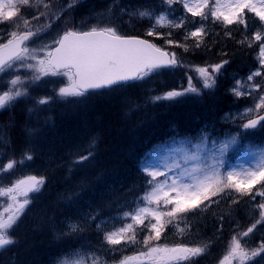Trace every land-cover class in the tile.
<instances>
[{
    "label": "snow or ice",
    "instance_id": "obj_1",
    "mask_svg": "<svg viewBox=\"0 0 264 264\" xmlns=\"http://www.w3.org/2000/svg\"><path fill=\"white\" fill-rule=\"evenodd\" d=\"M78 2L79 0H68L65 5L59 0L56 3L53 0H0V23L20 18L21 8L24 6L35 7L38 15L32 19L39 21L43 17L45 21L33 28L30 21L23 18L24 31H12L11 38L6 43H0V82L6 84V89L0 91V111H5L21 98L28 97L30 88L45 77L66 78L67 83L55 90L56 97L64 100L68 97H86L98 90L123 88L129 82L143 80L161 69L185 67L197 74L195 78L188 75V87L155 96L153 102L161 99L173 100L188 93L201 95L202 89L193 83L194 79L202 83L203 89H214L221 69L229 63L223 60L204 66L187 65L175 52H170L148 39L122 35L117 26L110 22L104 23L103 19L88 30L70 26L71 19H65V30L62 34L58 33L51 42L33 46L35 38L47 32L53 21L60 20L66 13L70 17L68 10ZM118 3L119 0H114L113 5L109 6V16ZM163 3L168 8L159 14L149 8L130 13L123 8L120 11L129 16H138L142 20L147 19L150 22L145 33L147 37L163 38L165 44L188 51L189 46L186 43L169 39L173 35L172 31H158L160 28H181L188 23L186 17H176L173 4H182L187 13L192 17H200L201 21H206L211 16L214 22H222L226 29L229 25L242 24L247 30V10L261 24L251 40H262L264 0H215L214 3H210V0H163ZM100 16L103 18L105 13ZM207 34L204 24L201 23L195 31L186 30L184 39L196 38L195 47L199 48L203 43V36ZM225 34L230 36L231 31H226ZM245 42H248L247 35L240 43ZM252 46L248 42V47ZM258 61L260 67L248 75L247 81L236 80L231 91L237 98L252 96L254 92L264 89V83L255 81L256 77L264 76V42L259 44ZM21 69L25 75L20 74ZM5 76L8 77L7 80L4 79ZM56 97H40L36 100V105L49 104ZM254 99L257 100L254 107H247L235 116L226 115V120L246 121L241 125L245 132L258 126L264 127V114H261L264 109V94ZM33 110L29 109L30 112ZM4 131L0 128V142L4 141ZM241 140L240 133L215 138L204 132L195 138H172L154 146L146 154L140 168L151 179L147 181L148 187L136 201L135 207L114 218L111 230L108 229L106 221L96 223L97 230L104 232V240L110 246L120 245L122 242L139 244L140 234L145 233L143 249L135 256L125 257L120 264H189L194 258L203 255L209 248L208 243L192 246L177 244L170 247L152 242L160 240L163 229L169 224L176 227L179 234H184L189 226L187 213L208 210L211 204L219 203L214 197H221L229 191H235L240 196H250L252 200L261 197L257 204L260 215L246 231L232 236L219 264H246L264 253V241L256 248H249L243 239L253 233L257 225L264 223V146L255 150L251 147L245 148L252 157L246 166L227 165L226 155L230 149L239 146ZM95 147L96 140L93 138L86 154H80L73 164L91 159ZM32 159L31 151L25 150L19 161L12 159L0 165V198H6V201H0V208L3 209L0 210V250L16 243L11 232L32 203L33 196L30 194L39 193L45 184V177L27 175L7 185L3 182V175L13 170L17 164L23 165L25 161ZM256 185H260V188L253 191ZM232 203L237 204L239 200L233 198ZM228 214H231V209ZM84 219L85 224L70 223L69 230L73 233L82 231L85 226H90L89 221H96V215L89 213ZM128 219L132 223H127ZM115 221L122 222V226L116 227ZM89 255L92 264H105L102 255L95 251L89 254L84 250L73 253V259L66 258L61 264H85Z\"/></svg>",
    "mask_w": 264,
    "mask_h": 264
},
{
    "label": "trees",
    "instance_id": "obj_2",
    "mask_svg": "<svg viewBox=\"0 0 264 264\" xmlns=\"http://www.w3.org/2000/svg\"><path fill=\"white\" fill-rule=\"evenodd\" d=\"M140 1L142 0H119L120 4L115 6V10L119 12L121 8L127 7L135 11L154 4L152 0H145V5L141 7ZM56 2L57 0H53V3ZM59 2L66 5L68 0ZM92 3L94 0L85 3L79 0L75 7L68 10L70 17L66 13L60 20L53 21L52 27L41 35L50 33L52 29L62 33L65 30L64 21L68 18L72 21L70 26H75L81 14L79 20L88 14L85 8ZM111 3L114 2L109 4ZM108 8L109 5H106L98 13L107 15ZM22 9L21 20L15 19L9 24L4 23V28L0 26V39L4 34L5 40L12 31L23 27L21 26L23 18H27L33 28L45 22L43 17L39 21L32 19L38 15L37 11L32 12L27 6ZM116 23L117 28L125 34L147 37L145 35L147 22L138 16L123 13ZM255 28L254 21H251L248 22L247 30L227 29L231 31L229 36L225 34L226 30L222 28L214 30V26H209L208 34L199 48L187 40L181 41L182 37L178 33L173 34V40L186 43L189 50L185 51L184 48L175 46L166 48L174 51L187 65L204 66L223 60L229 61L221 69L214 89H203L202 83L194 79L193 83L202 89L201 95L188 93L173 100L161 99L155 102L153 99H145L149 89L159 92L155 96H163L168 91L187 88L188 75L194 78L197 76L195 71L189 68L177 67L159 70L123 88L91 93L75 102L66 104L52 102L37 106L36 100L40 98L38 96L33 100L18 101L7 110L1 111L0 128L5 131L4 141L0 142V156H4V162H0V165L12 159L19 161L25 150H30L33 156L32 160L25 161L23 165L17 164L13 170L4 174V183L7 185L28 174L29 166H37L35 161L43 152L40 143L42 139L44 145L46 143L50 145L46 149L49 153L47 157L49 163L55 159L52 154L54 147L68 149L77 159L82 152L86 153L93 138L96 140L94 155L97 157L90 165L86 162L63 168V174L70 176L71 185L74 186L71 190H61L52 183L49 184V191L42 188L35 194L33 205L26 209L14 235L12 234L14 239L20 234V243L0 254V264H44L45 255L47 256L51 250L59 252L64 247L66 252L64 255L82 246L86 247L97 238L96 229L89 226L75 233H59L56 223L59 219L57 217L59 206L64 212L68 209L74 210L75 216L78 212H88L96 215V219L111 218L117 212L135 207L136 201L148 187L149 177L139 170L136 163L138 159H144L154 146L168 142L172 138H195L204 132L219 138L224 125L220 121L221 115L235 103L227 92L233 78L246 75L260 66L258 47L261 41L251 40ZM245 35L248 42L252 43V47H248V42L240 43L245 40ZM147 38L164 46L163 38ZM190 103L193 105L189 106ZM29 109L34 110L30 112ZM127 133H131L135 136L134 139L138 140L134 142L131 138H126ZM242 140L243 145H239L241 151L250 147V144L264 143V134L259 131L255 138L246 137V140ZM133 150L139 152L131 165H128L125 156L130 155ZM233 158L234 155L230 153L227 160ZM57 171L58 168L52 172ZM257 187L260 185L255 186L253 191ZM233 198L238 199L239 203L233 204ZM213 199L219 203L211 204L208 210L187 213L189 226L184 234L173 233L176 227L169 224L163 229L160 240H154L152 243L168 246L208 243V250L189 264H219L232 236L237 232L246 231L259 218L257 204L260 199L256 197L252 200L250 196H240L235 191H229ZM44 222H47L51 229L54 228L56 236L50 239L53 246L46 245L43 241L48 233L42 227ZM144 235L145 233L140 234L139 244L130 243L129 249L109 254L111 262L118 263L129 251L143 249ZM243 239L249 248L258 247L264 241V223L257 225L253 233ZM61 254L62 252L55 256L54 264ZM263 255L264 253L254 258L251 264H264L261 261Z\"/></svg>",
    "mask_w": 264,
    "mask_h": 264
},
{
    "label": "bare ground",
    "instance_id": "obj_3",
    "mask_svg": "<svg viewBox=\"0 0 264 264\" xmlns=\"http://www.w3.org/2000/svg\"><path fill=\"white\" fill-rule=\"evenodd\" d=\"M110 2H114V0H94V3H92L89 6H86L85 12L88 13V14L92 13L95 16L101 10V8H103L106 5L110 6V4H109ZM139 4L141 5V7H143L145 5V0L140 1ZM145 7H148V6H145ZM177 10L179 11V8ZM183 41H185V40H183ZM148 91H149V93L145 97L146 100L147 99L151 100V99H153V97H155V95L159 94V92L156 91L155 89H149ZM192 105L193 104L190 103L189 106H192ZM15 124H17V123L15 122ZM125 135H126L125 136L126 138H131L132 140H134V142H136L138 140V138L134 139L135 136L132 135L131 133H127ZM43 141L44 140L42 139L41 142H40L41 143V147L43 149V152L40 155H38L39 158L35 161L36 165L39 168H41L42 166L46 165L48 171H50V173L48 172L49 174L47 173V175L43 176V177H45V184L42 187L43 190L44 191H49L48 190L50 188L49 184H52V183H54V184H52L53 186H58L61 190H71L74 186L71 185V178H69L70 176H65V174H63V168L66 167V166H69V165H71L72 167L76 166L77 164H75V165L73 164V162L76 160L75 156L73 155V153L71 151H68V149H66V148H56L52 152V154L55 157V159H54L53 162L49 163L47 161V157H48L49 153L47 154V150L46 149L50 145H48L49 143L48 144L46 143L44 145ZM45 151H46V153H45ZM138 152L139 151L133 150L132 152H130V155L125 156L126 157L125 160L127 161L128 165H131V162L135 159V157L137 156ZM81 154H86V153L82 152ZM96 157H97L96 155H93V157L91 159H89L88 161H85L83 163H80V164H84V163L87 162L90 165L92 162H94ZM3 160H4V156H0V162L1 163L4 162ZM142 160L143 159H138L137 160V163H136L137 167L140 166ZM37 166H29V168H36ZM57 168H58V171L53 173L52 172L53 169H57ZM32 205H33V203L30 204V207ZM30 207H29V209H30ZM60 207L61 206L58 207L59 209L57 211V213H58L57 217L59 219H58V221L56 223H57L58 231L61 234L68 233V232H63L61 225L66 224V223H70L72 220H77V218H80L82 214L83 215H88L89 214L88 212H78L77 216H78L79 213H81V214H80V217H77V216L74 215V212H75L74 210L68 209L67 211L64 212L63 208H60ZM84 223H85V219H84ZM88 223L90 224L91 221H89ZM42 227H43L44 230L46 229V232H48L46 234L47 236L43 240L44 243L46 245L53 246V242L50 239L56 236L54 234V228L51 229L47 222H44ZM87 227L89 228V226H85L83 229H85ZM70 233H73V232H70ZM19 235H17V238H15L16 243L11 245V246H14V245H17L18 243H20V241H19L20 236ZM11 246H8V248L11 247ZM60 251L62 253H66L65 250H64V247ZM57 254H58V251H54V250L52 251L51 250L49 252V254H47V256L45 255L44 264H54L55 263V256Z\"/></svg>",
    "mask_w": 264,
    "mask_h": 264
},
{
    "label": "rangeland",
    "instance_id": "obj_4",
    "mask_svg": "<svg viewBox=\"0 0 264 264\" xmlns=\"http://www.w3.org/2000/svg\"><path fill=\"white\" fill-rule=\"evenodd\" d=\"M214 2H215V0H210V3H214ZM162 3H163V0H162ZM111 5H113V3H111ZM163 5H164V6H163L164 8L159 7L158 9H154V8H152V9H154V10L156 11V13L159 14L162 10L168 8V5H166V4H164V3H163ZM176 5H177V6H180L181 9H183L181 13L178 12V10H177L178 8L176 7ZM124 8H126L127 12L130 13L129 8H127V7H124ZM172 8L175 9V15H176V17H187V14H188V13L185 11V9L183 8V5H182V4H173V5H172ZM245 11L247 12V10H245ZM122 14H123V13H122L121 11H119V12L116 13V16H117V17H116V16L114 15V13H113V10H112V13L110 14V16H109V14L106 15V21L115 20L116 18H119ZM90 16H92V15H91V14H90V15L87 14V15H85V16L83 17V19L86 20V19H88ZM103 19H104V18H103ZM191 19H192V18H191ZM100 20H101V19H98L97 21H100ZM186 20H187V18H186ZM206 21H213V19L211 18V16H209V18H208ZM184 26L186 27V28H184V29H186V30L188 29L187 31H195L196 29H195L194 27H197V28H198V27H200V24H199V25H195V24L190 25V24L186 23ZM181 28H182V27H181ZM178 29H180V28H177V29H168V28H166L167 32H168V31L175 32V31H177ZM186 30H184V32L182 33V37L185 36V31H186ZM170 38H171V37H169V39H170ZM36 43H38V41H37ZM36 43H35V44H36ZM34 46H36V45H34ZM5 77H6V76H5ZM247 77H248V76H247ZM247 77H245V78H243V79H238V80H244V81H247ZM61 78L64 79L65 82L67 83V80H66L65 77H61ZM230 93H231L232 95H234L232 91H230ZM260 94H264V92H261V91L254 92L253 95L250 96L249 99H247V102H245L244 105H241L240 107H237V108H233V109H231V110H228L226 113H224V114L222 115V120L225 121V122L233 121L232 119H227V120H226V115L235 116L237 113L242 112V111H243L245 108H247V107H254L255 102H257V100L254 99V98H255V97H258ZM234 96H235V95H234ZM245 96H247V95H245ZM235 97H236V96H235ZM262 110H263V109H262ZM262 110H261V113H262ZM236 120H239V119H236ZM244 122H246V121H242V123H244ZM228 135H233V133H231V132H227V133L224 135V137H226V136H228ZM224 137H223V138H224ZM54 149H56V148L54 147ZM54 149H53V150H54ZM47 154H48V153H47ZM251 159H252V157H250V156L248 155V152H247V153H244L243 155L239 156V157L237 158V160H236L234 163H231V164H229V165H230V166H238V165H245V166H246V165L251 161ZM46 170H47V171H46ZM28 171H29V172L39 171V172H42V173H45V172L48 173V172H50V171H48L46 165H45V166H42L41 168H39L38 166H37L36 168H29ZM2 199L4 200V198H0V201H1ZM0 210H3V209L0 208ZM80 214H81V213H79L77 217H80ZM85 216H86V215H83V214H82L80 218H77V220H72L70 223L79 222L80 224H85V223H84V218H85ZM118 216H122V214H117L116 216H113L111 219H101V220H96V221L93 222V224H92L91 226H93V228L97 230V228H96V223H99L100 221H106V222H107V227H108V229L111 230V229L113 228L114 218H116V217H118ZM126 222H127V223H132V221H131L130 219H128ZM70 223H66V224L61 225V226H62V230H63V232H68V233L71 232V231L69 230V228H68V225H69ZM115 226H116V227H121V226H122V222H120V221H115ZM97 232H98L99 235H98L97 238H95L94 240H92L91 244L87 245V247H81V248H78V249H76L75 251H73V252H71L70 254H67V255H66V254L63 255V253H62V254L60 255V257L58 258V260L56 261V263L61 264V261L65 260L66 258H67V259H71V258L73 259V253L77 252L78 250H84L85 252H88L89 254H91L93 251H95L97 254L102 255V258H103V260H104V258H106L107 255L113 253L114 251H116V250H122V249H125L126 247H130V243H127V244L122 243V244H120V245L110 246V245H108V244L106 243V241L104 240V232H103V231H98V230H97ZM175 232L178 233L177 230H176ZM98 238H99V239H98ZM123 244H124V247H123ZM170 247H171V246H170ZM60 252H61V251L58 252V255L60 254ZM135 255H137V253H134V252H133V253H132L131 255H129V256H135ZM85 264H92V259H91V256H90V255H89V257L86 259Z\"/></svg>",
    "mask_w": 264,
    "mask_h": 264
}]
</instances>
